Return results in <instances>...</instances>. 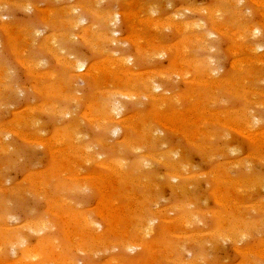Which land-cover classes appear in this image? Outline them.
Returning a JSON list of instances; mask_svg holds the SVG:
<instances>
[{"label": "rangeland", "instance_id": "1", "mask_svg": "<svg viewBox=\"0 0 264 264\" xmlns=\"http://www.w3.org/2000/svg\"><path fill=\"white\" fill-rule=\"evenodd\" d=\"M22 1L0 0V128L4 130L2 134L0 129V137L4 142L6 141L5 144L8 142L7 144L11 148L9 153L6 152L7 154L0 148L2 151V153L0 151V168L3 167L0 169V189L2 188L0 191L4 190L2 191L3 194L0 195V226L2 225L0 227V242H2L0 243V250L3 249V252H0V262L2 264L11 262H14V264L16 262L19 264L20 262L21 264L22 261H26L27 264H33L34 262V264H52V262L53 264H60L62 260L61 264H69L74 261L73 264H76V262L77 264H152L156 261L157 264H264V145L259 146L264 142V80L261 78L264 76V0H243L238 5L237 2L235 4L234 1L230 2L229 0H171V2L170 0H130L129 6L126 3L111 6V3L106 0H100L98 3H96L97 0ZM24 2L32 3L35 7H31L32 4L26 7ZM72 5H78L79 7L87 5L85 6L87 7L86 10L82 9L80 11L85 18V22L79 28L73 26L75 21L71 22L67 19L65 20V16L51 13L52 10L63 13L64 10ZM110 6L122 12L123 17L120 19V24H117V27H120L117 28L120 29L117 30L119 33H113L114 39L118 40V42L114 43L117 46L112 45L109 40V43H103L102 45L103 48H106L103 50L106 54L101 50L96 51V48L85 41L82 30L84 27L82 25L86 27L94 26L95 30L99 31L98 35L110 33L112 31L110 26L113 24L111 23L110 25L105 20H101L93 11V9L97 12L104 11L109 9ZM221 6L225 9V12L228 10V14L227 12L226 14L217 12L216 15L222 22L226 23V26L230 23L228 29L225 27L227 31L225 28L219 29L214 21V18L216 19L214 17L216 9H221ZM176 13H180L179 17H175ZM49 17L52 19L56 17V21L58 19L61 21H55L56 23L54 21L48 22L46 20ZM157 19L161 22V26L164 27L159 25L160 22ZM232 20L234 21L231 23ZM152 21L154 22L152 23ZM157 21L158 24H154ZM180 22H183L182 26L179 25ZM188 22L189 24L194 22L195 27L194 23L189 25ZM168 23L173 24V27ZM69 24L73 27L71 28ZM96 24L98 27H95ZM198 24L204 27L203 31L207 36L206 41L203 38L202 43L204 41L209 42L204 44L196 42L195 37L200 32V28H197ZM183 26L185 30L182 29ZM4 27H9V32L6 33L3 30ZM251 27L252 29L256 27L259 30L263 29L259 32L256 29L257 33L255 30L252 32ZM23 28L28 30L31 28L37 32L34 36H31L27 32L25 33ZM247 29L250 31L247 36H250L251 43L260 47V50L248 49V46L250 47L249 44H246L248 46L242 45V42L235 40L234 34L230 33L243 32ZM70 31H74V35ZM100 31L104 32L101 33ZM68 32L71 34H67ZM254 32L259 35L257 36L258 39ZM65 33L69 36H66ZM252 35L254 36L253 39ZM8 36H11V38ZM52 36L58 37L59 48H62L59 49L58 54L60 55L57 54V57L43 43L45 40L51 39ZM190 37L191 39L192 37L194 38L190 40ZM138 42L141 44H138ZM241 45L246 49H243ZM144 46L145 48H143ZM179 46L182 47L180 48ZM13 47H18L19 50L17 48L16 51V48ZM143 51L144 53L146 52L143 54L145 57L142 54L140 57V52L143 53ZM69 53L73 56V60ZM66 56L70 58H65ZM111 56L120 61L126 58L128 64H130L128 60L130 58L133 61L131 62L133 63L131 64L132 66L124 65L121 62L118 66L124 69L128 65L124 70L129 72L133 69V73L131 71L124 78L120 75L118 76L119 78H116L111 69L113 63L109 61L112 59ZM119 56H122L123 59ZM259 57L260 59H258ZM63 58L67 60L69 58L70 61L72 60L71 62H77V60L82 59L81 61L86 62L90 68L99 67L100 72L94 80H90L87 83H82L81 81L76 83L71 79V76L75 73L71 74L66 71L68 70L64 66L66 65L64 63L66 60ZM143 58L146 59L143 60ZM106 60L107 62L109 61V64H106ZM21 61H35L36 64L33 70H29L26 68L27 63L24 65L21 64ZM58 61L63 63L60 64ZM239 61L241 62V67L242 63L244 67H242L243 71L238 74L234 64ZM250 61L251 63L248 64ZM257 62H260L262 66L260 63H258L260 65L258 66ZM193 63H195V66ZM196 67L200 68L199 71ZM211 67H217V70L219 67V70L212 72ZM246 71L252 73L247 74ZM60 72L61 74L59 75L58 73ZM65 72H69V74ZM52 73L57 74L59 77ZM253 73L254 77L251 76ZM48 74H51V79ZM65 74L66 76H64ZM81 74L83 75L85 72H80L79 75L81 76ZM60 77L61 79H58ZM232 77L240 80L237 88L238 93L233 92V89L230 90L229 87L225 88L224 91H218L217 87L214 86L215 89L214 87L213 89L216 90V93L211 90L214 80ZM248 77L250 81L247 80ZM121 78H126L125 80L127 82L131 81V83L132 79L140 82L142 79L149 80L150 78L156 79L158 83L160 82L163 88L159 92L162 93V90H164V94L169 97L167 107H161L166 117H168L166 118L167 121L161 118L160 115H155L158 108L148 98L143 97L142 100L138 97L131 98L122 95L125 92H131L133 86L122 85L123 79ZM200 80L207 82L202 87L204 88L202 90L197 84H192ZM61 83H63V86L60 85ZM55 86L58 87L56 88ZM125 86L129 87V89L125 88ZM208 86L211 87L209 88ZM198 91L201 95V102L207 101V103L204 104L202 102V104L197 99L195 92ZM140 92L143 93L145 91L139 88L136 93L139 94ZM117 93H121V95H116ZM106 94L109 96H104ZM58 95L60 96L58 97ZM210 96H215L218 100L209 101L211 100ZM119 97L122 99H119ZM174 97L176 101L178 98L180 100L178 99L176 102L173 99ZM219 98L221 100L220 103ZM113 99L121 100L125 105L123 119L126 124L124 123V127L120 128L121 131L117 127L118 130L115 128L106 130V121H104L107 114L106 107L109 108L114 105ZM222 99L225 100L222 101ZM99 104L100 106L102 105V108L104 107L103 110L100 109ZM201 104L205 105L203 109ZM52 106L56 108L53 111L50 110ZM32 110H35L33 114H31ZM61 111L63 112L60 113ZM247 111L257 117L254 120L255 122H250V120L244 119V116L240 115L242 113L245 114ZM70 113L71 115H69ZM216 113H220V119L223 121H217L212 117ZM66 114L71 117H67ZM31 117H34V119L32 118V120ZM35 121L38 122L35 123ZM143 124L146 125V128ZM112 130H116L115 132L119 133L117 134ZM240 130L241 134L239 133ZM249 132L251 135H249ZM2 135L3 137L8 135V137L6 136L3 139ZM23 135L25 138H23ZM250 138H253V140ZM151 140L153 142H150ZM37 141L40 142L37 143ZM129 141L136 144L131 146ZM142 141L144 142L143 144ZM160 142L162 143L160 144ZM41 143H44V145ZM127 143L129 146H126L128 145ZM136 145L137 148L134 149ZM2 146L5 145L2 144ZM86 147H89V155L85 153ZM125 147L129 149H125ZM150 147L153 148L151 149ZM86 155L91 156V160ZM99 155L101 157L97 159ZM162 156L164 160H162ZM143 161L145 164L147 163L148 167L144 166ZM111 163L112 167L110 166ZM114 164L118 166L119 164L125 165L123 168H125L124 173L127 175L126 180L113 177L115 176L113 167H116ZM142 165L147 169H143ZM53 173L58 175L55 176L56 174L54 175ZM108 176L110 179H108ZM173 177L175 178L173 179ZM48 181H50V185ZM65 185L69 186L71 190ZM40 186L42 190L39 188ZM77 186L78 189H75ZM46 188L47 191L43 190ZM5 190L9 194L5 193ZM10 190L14 191V195H12ZM110 197L115 202L113 207L108 205ZM3 207H5V210ZM122 207L123 210L119 211ZM12 210L15 211L13 212ZM235 210L238 212L236 213ZM118 214L125 218L122 220L120 229L122 227V231H125L126 235H131L130 240L137 238V234L133 230L138 229L140 232L137 233L140 235H143V231L146 232L147 228L144 226L145 217H147L148 221L152 218L154 219L151 224L156 228L155 233L147 239L152 241V250L140 249L141 247L129 248L131 249L130 251L123 249L125 246L124 241L126 240L118 237L114 230L117 221L120 220ZM9 215L13 220H9ZM115 215L116 219H114ZM224 215H226L225 218L223 217ZM105 216L109 218L105 219ZM87 218L90 221L92 220L94 225L102 226L100 229H103L104 235H107L105 238L108 241L107 243L112 241L113 244L121 243L119 249L118 247H114L116 250L113 249L110 245L112 243L107 244L109 246L106 245L105 248L95 244L94 239L92 241L93 237L89 235V227L85 221ZM35 219L38 222H35ZM127 219H129L128 222H126ZM40 220L42 224L39 222ZM183 220L189 224L186 223L185 225ZM239 220L249 221L253 227L258 226L257 230L254 229L256 231L247 233L241 239L237 236L229 237L228 239L226 232L231 226L236 227L240 223ZM225 222H228L230 226ZM30 223L32 225L35 223V227L37 226L38 229L32 226L33 228L30 227L29 230L25 231L27 229L25 227H29ZM44 223L46 226L50 225L48 227L45 225L41 226ZM20 225L22 227L25 226V229H22ZM131 226L134 229H131ZM5 228L9 229L6 230ZM42 228H49L52 231L42 230ZM14 229L15 232L16 229L20 230L19 233L21 232V234L19 235H25V243L29 244L24 243L26 245L24 246V237L19 239L17 237L19 236L17 235L18 232L15 235ZM30 230H33V233ZM40 230L41 232H39ZM5 231L7 233H4ZM36 233H42L43 235H35ZM44 238H50L59 242V244L63 243L60 245L63 250V253L60 252L62 257H60V261L55 260L51 254H47V252H51H49V248L47 249V245L43 243ZM56 238L58 239L56 240ZM89 238L91 241L88 240ZM13 241L16 243H12ZM20 241L22 242L20 243ZM6 242H8V246ZM17 243L18 246L22 244L24 248L18 247ZM90 243L92 245H89ZM11 244L16 246H11ZM86 246H89L90 249L85 248ZM10 247H14V249H11L16 254L11 252ZM32 247L38 249L40 247L41 252L39 251L40 249H35V251ZM109 247L115 252L113 253L111 250L109 252ZM120 247L122 250H120ZM172 247L174 250H172ZM95 248L97 255L93 251ZM31 249H33V252H31ZM77 249L79 251H77L78 254L75 252ZM87 249L90 253L86 252ZM105 250H108L105 252L106 254L103 253ZM38 251L42 256L34 258L35 253H38ZM81 251L83 252L82 254L80 253ZM124 255L128 258L123 259L126 257ZM26 258H29L28 260L31 262L29 263ZM115 260L118 263H114L113 261Z\"/></svg>", "mask_w": 264, "mask_h": 264}, {"label": "bare ground", "instance_id": "2", "mask_svg": "<svg viewBox=\"0 0 264 264\" xmlns=\"http://www.w3.org/2000/svg\"><path fill=\"white\" fill-rule=\"evenodd\" d=\"M22 1V0H21ZM100 0H97V2L96 3H98ZM107 2H109V3H111V6L113 5V6H115L116 4H117V6H118V4L119 3H126L127 5L129 4V2H130V0H106ZM230 2L231 1H234V3L236 4V2H237V5L239 4V2L240 1H243V0H229ZM256 1V0H255ZM6 2V1H5ZM23 2V1H22ZM81 2V1H80ZM170 2H171V0H170ZM83 3V2H82ZM226 3V2H225ZM233 3V4H234ZM260 3V2H259ZM22 4V3H21ZM24 4H25V6L26 7H29V6H31L30 4H32V3H27V2H24ZM87 4V3H86ZM175 4V3H174ZM178 4V3H177ZM261 4V3H260ZM259 4V5H260ZM34 4H32V6L31 7H35V6H33ZM87 5H90V4H87ZM87 5H85V6H87ZM136 5V4H135ZM258 5V4H257ZM85 6H82V7H79L78 5H72V6H70L68 9H66V10H64V12L63 13H61V12H55L54 10H52L51 11V13L53 14V13H57V14H60V15H62V16H65L66 18H65V20L67 19L68 21H71V22H73V21H75V22H73L75 25H73V26H76V27H80L81 26V24H83L84 22H85V18L81 15V13H80V11H82V9H87V7H85ZM110 6V8L109 9H105L104 11H100V12H97V11H95L93 8V11H94V13L96 14V15H98L100 18H101V20L103 19V20H105L106 21V23H109L110 25H111V23L113 24V25H111L110 26V28L112 27V31L110 32V33H108V34H100V35H98V32H97V30H95V28H94V26H89V27H86V26H84V25H82V27H84V28H82V30H83V37H84V39H85V41L90 45V46H92V47H94V48H96V51L97 50H101L102 52H103V50H105L106 48L104 47L103 48V43H109V41L112 43V45L115 43V42H118V40L116 41L115 39H114V32H116V34H118L119 33V31H117V30H120V29H117V28H120L119 26L117 27V24H120V19L123 17V13L122 12H120L119 10H115L116 8H112ZM129 6V5H128ZM151 6V5H150ZM233 6V5H232ZM193 7V6H192ZM222 7V6H221ZM148 8V7H147ZM151 8V7H150ZM182 8V7H181ZM216 8H217V6H216ZM23 9V8H22ZM155 9V8H154ZM189 9H192V8H189ZM227 9V8H226ZM24 10V9H23ZM90 10H91V8H90ZM145 10H147V9H145ZM151 10V9H150ZM206 10V9H205ZM26 11V10H25ZM202 11V10H201ZM200 11V12H201ZM213 13H214V11L213 10H211ZM27 12V11H26ZM146 12V11H145ZM156 12V11H155ZM157 12H158V10H157ZM217 12H222V13H224V14H226V12H227V14H228V10L225 12V9H223V7L221 8V9H216V12H215V16L214 17H216V19L214 18V21H215V24H217V27L219 28V29H224L225 27L228 29V26L230 25V23H229V25L227 24V26L225 25L226 23H224V22H222L221 21V19L219 18V17H217ZM50 13V14H51ZM151 13H152V11H151ZM206 13H208V12H206ZM180 14V13H179ZM179 14L178 13H176L175 14V17H179ZM223 14V15H224ZM59 15V16H60ZM138 16H139V14H137ZM125 16V15H124ZM210 16V15H209ZM93 17H95V16H93ZM225 17V16H224ZM39 18V17H38ZM42 18V17H41ZM56 18V17H55ZM55 18H51V17H49V18H47V20L46 21H48V22H51V21H56L55 20ZM61 19H64V18H62V17H60ZM211 18V17H210ZM57 19H58V17H57ZM160 19V18H159ZM173 19H175V18H173ZM234 19V18H233ZM246 19V18H245ZM58 20H60V19H58ZM58 20L56 21V22H58ZM123 20V19H122ZM158 20V19H157ZM221 22H220V21ZM235 20V19H234ZM234 20H232L231 21V23L234 21ZM44 21H45V19H44ZM45 21V22H46ZM61 21V20H60ZM67 21V22H68ZM98 21V20H97ZM154 21H155V19H154ZM154 21H152V23L154 22ZM159 21V20H158ZM158 21L156 22V23H154V24H158ZM55 22V23H56ZM63 22V21H62ZM70 22V23H71ZM102 22V21H101ZM134 22V21H133ZM160 22V21H159ZM264 22V21H263ZM54 23V24H55ZM65 23V22H64ZM97 23V22H96ZM147 23V22H146ZM192 23H194V22H191L190 24L192 25ZM197 23V22H196ZM45 24V23H44ZM52 24V23H51ZM59 24V23H58ZM66 24V23H65ZM72 24V23H71ZM71 24H69L70 26H71ZM98 24V23H97ZM96 24V25H97ZM163 24V23H162ZM168 24H170V23H168ZM185 24V23H184ZM188 24H189V22H188ZM189 24V25H190ZM234 24V23H233ZM261 24V23H260ZM46 25H47V23H46ZM49 25V24H48ZM60 25V24H59ZM67 25H68V23H67ZM89 25H91V24H89ZM95 25V27H98V25L96 26ZM159 25L161 26V22L159 23ZM171 25V24H170ZM179 25H183V22H180L179 23ZM186 25V24H185ZM188 25V26H189ZM194 25V27H195V23L193 24ZM70 26H68L69 28H70ZM73 26H71V28L73 27ZM103 26V25H102ZM108 26V25H107ZM150 26V25H149ZM155 26V25H154ZM172 27H173V24L171 25ZM178 26V25H177ZM65 27V26H64ZM75 27V28H76ZM104 27V26H103ZM153 27V26H152ZM161 27H164V26H161ZM168 27V26H167ZM175 27V26H174ZM187 27V26H186ZM193 27V28H194ZM230 27V26H229ZM74 28V29H75ZM100 28H101V26H100ZM99 28V29H100ZM105 28V27H104ZM156 28V27H155ZM165 28H166V26H165ZM184 28V26L182 27V29ZM193 28H191V29H193ZM197 28H200V32H198V34H197V37H195L196 39V42L198 41L200 44H204V43H207V42H209V41H207V42H205L206 41V35H205V32L203 31V26L201 25V24H198V27ZM225 28V29H226ZM253 28H255V27H253ZM13 29V28H12ZM167 29V28H166ZM176 29V28H175ZM180 29V28H179ZM227 29H226V31H227ZM250 29H252V27L250 28ZM258 30V32L261 30V29H263V28H261L260 30L256 27L255 29H252L251 31L253 32L254 30H255V32H257V30ZM3 30H5L6 31V33L7 32H9V27H4V29ZM111 30V29H110ZM154 30V29H153ZM158 30V29H157ZM181 30V29H180ZM180 30H176V31H180ZM183 30H185V29H183ZM231 30V29H230ZM23 31H25V33L27 32V34H29V35H31V36H34L35 34H36V30L34 31V29H31V28H29V30L28 29H26V28H23ZM105 31V30H104ZM103 31V32H104ZM192 31V30H191ZM67 32V31H66ZM71 32V31H70ZM70 32H68L67 34H69ZM73 32V33H72ZM71 33L74 35V31H72ZM101 33H103L102 31H100ZM106 32V31H105ZM161 32V31H160ZM177 32V33H178ZM180 32H183V31H180ZM220 32H222V31H220ZM250 31H248V29L247 30H245V31H243V32H238V33H233V32H230V33H232V35L234 34V38H235V40H239L238 42H242V45H245V46H248V45H246V44H249L250 45V47L248 46V49H252V50H254V51H257V50H260L261 48L260 47H257L256 45H254V44H252L251 43V39L247 36V34L249 33ZM254 32V33H255ZM257 32V33H258ZM60 33V32H59ZM70 33V34H71ZM107 33V32H106ZM112 33V34H111ZM254 33H253V35H254ZM58 34V33H57ZM61 34V33H60ZM66 34V33H65ZM66 34V36H69V35H67ZM115 34V35H116ZM9 35V34H8ZM53 35H55V34H53ZM62 35V34H61ZM212 35V34H211ZM210 35V36H211ZM252 35V39H253V37L256 35V37L257 36H259V35H257L256 33H255V35L253 36ZM113 36V37H112ZM209 36V37H210ZM9 37V36H8ZM30 37V36H29ZM73 37V36H72ZM208 37V38H209ZM255 37V38H256ZM9 38H11V36L9 37ZM21 38H22V36H21ZM21 38H15V39H21ZM70 38V37H69ZM68 38V39H69ZM194 37H192V39H193ZM203 38H204V43H202V40H203ZM61 39V38H60ZM71 39V38H70ZM132 39V38H131ZM138 39V38H137ZM191 39V37H190V40H192ZM257 39H258V37H257ZM64 40V39H63ZM62 40V41H63ZM109 40V41H108ZM130 40V39H129ZM208 40V39H207ZM33 41V40H32ZM65 41V40H64ZM68 41V40H67ZM72 41V40H71ZM12 42V41H11ZM27 42V41H26ZM69 42H70V40H69ZM89 42H91V43H89ZM13 43V42H12ZM28 43V42H27ZM43 43H45L46 45H47V47L49 48V50H51L52 51V53L54 52L56 55V57L58 56V55H60V54H58L59 53V49H62L61 47L59 48V40H58V37H51V39H49V40H45V42H43ZM110 43V44H111ZM140 42H138V44H139ZM17 44V43H16ZM109 44V45H110ZM118 44V43H117ZM141 44V43H140ZM256 44V43H255ZM258 44V43H257ZM14 45H15V42H14ZM108 45V44H107ZM115 46H117L116 44H114ZM241 45V46H242ZM259 46V45H258ZM42 47H44L43 45H42ZM119 47V46H118ZM168 47V46H167ZM166 47V48H167ZM180 48L182 47V46H179ZM194 47H196V46H194ZM200 47V46H199ZM201 47H202V45H201ZM243 47V46H242ZM13 48H16V47H13ZM12 48V49H13ZM18 48V47H17ZM17 48H16V51H17ZM45 48V47H44ZM143 48H145V46L143 47ZM164 48V47H163ZM168 48H170V47H168ZM185 48H186V45H185ZM184 48V49H185ZM238 48V47H237ZM241 48V47H240ZM26 49V48H25ZM243 49H246V48H244L243 47ZM242 49V50H243ZM14 50V49H13ZM18 50H19V48H18ZM46 50V49H45ZM95 50V49H94ZM93 50V51H94ZM108 50H110L109 48H108ZM112 50V49H111ZM121 50V49H120ZM142 50H144V49H142ZM181 50V49H180ZM210 50V49H209ZM208 50V51H209ZM232 50V49H231ZM236 50V49H235ZM238 50V49H237ZM43 51V50H42ZM62 51V50H61ZM164 51V50H163ZM186 51H187V49H186ZM15 52V51H14ZM24 52V51H23ZM22 52V53H23ZM50 52V51H49ZM62 52H64V51H62ZM99 52V51H98ZM105 52V51H104ZM103 52V53H104ZM233 52H236V51H233ZM238 52V51H237ZM244 52H246V51H244ZM51 53V52H50ZM49 53V54H50ZM102 53V54H103ZM106 53V52H105ZM120 53V52H119ZM146 53V52H145ZM144 53V51H143V53L142 52H140V57H141V54H142V56H144L145 57V55H143V54H145ZM167 53H169V51H167ZM181 53V52H180ZM249 53V52H248ZM253 53V52H252ZM58 54V55H57ZM62 54V53H61ZM70 54V53H69ZM68 54V55H69ZM97 54V53H96ZM101 54V55H102ZM107 54V53H106ZM164 54V53H163ZM181 54H183V53H181ZM235 54V53H234ZM233 54V55H234ZM53 55V54H52ZM64 55H66V54H64ZM99 55V54H98ZM18 56V55H17ZM54 56V55H53ZM70 56L72 57L71 59L73 60V56L70 54ZM107 56V55H106ZM183 56V55H182ZM251 56H252V54H251ZM264 56V55H263ZM67 57H69V56H66L65 58H67ZM79 57H82V56H79ZM105 57V56H104ZM108 57V56H107ZM106 57V58H107ZM112 57V56H111ZM119 57H121L122 58V56H119ZM124 57H127V56H124ZM129 57V56H128ZM127 57V58H128ZM131 57V56H130ZM156 57V56H155ZM253 57V56H252ZM262 57V56H261ZM70 58V57H69ZM69 58H68V60H69ZM76 58V57H75ZM78 58V57H77ZM76 58V59H77ZM82 58H84V57H82ZM108 58H110V57H108ZM134 58V57H133ZM263 58V57H262ZM58 59V58H57ZM64 59V58H63ZM79 59V58H78ZM81 59V58H80ZM85 59V58H84ZM83 59V60H84ZM123 59V58H122ZM125 60H122V61H120V60H118V59H116V58H114V56L112 57V59L111 60H109L110 62H112V63H110V64H112V67H111V69H112V71H113V74L115 75V77L116 78H119L118 76L120 75V76H123V78H124V76L126 77V76H128L127 74H129V72L131 73V71L133 70H131V71H127V70H124L125 68H127V66L129 65V66H132L131 64H133V63H131V62H133L130 58L128 59L129 60V62H130V64H128V61L126 60V58H124ZM140 59V58H139ZM146 58H143V60H145ZM152 59V58H151ZM159 59V58H158ZM255 59V58H254ZM258 59H260V57L258 58ZM56 60V59H55ZM60 60V59H59ZM64 60H66V62L64 61V63H66V65H64V66H66V68L68 69V70H66V71H69L71 74H74L73 76H71V79H72V81H75L76 83H79L80 81L82 82V83H87V82H89L90 80H94L95 79V77H97V75L99 74V72H100V68L98 67V68H90L89 66H88V64L86 63V62H84V61H81V60H77V62H71L70 60L68 61L67 59H64ZM134 60H136L135 58H134ZM212 60V59H211ZM23 61V60H22ZM21 61V62H22ZM108 61V62H109ZM137 61V60H136ZM140 61V60H139ZM254 61V60H253ZM255 61H257L256 59H255ZM56 62H57V60H56ZM106 62V64L108 63L107 62V60L105 61ZM120 62L121 63H123L124 65H126V64H128L124 69H121L122 67H119L118 65L120 64ZM234 62V61H233ZM262 62V61H261ZM25 63H27L26 65V68H28L29 70H33L34 69V67H35V64H36V62L35 61H26V62H22L21 64H24L25 65ZM58 63H60L59 61H58ZM57 63V64H58ZM63 62L61 61V63L60 64H62ZM138 63H141V62H138ZM216 63H217V61H216ZM249 63H251V61L250 62H248V64ZM254 63V62H253ZM258 63H260V62H257V64ZM109 64V63H108ZM137 64V63H136ZM198 64V63H197ZM211 64V63H210ZM245 64V63H244ZM247 64V63H246ZM96 65V64H95ZM94 65V66H95ZM193 65L195 66V63H193ZM260 65H261V63H260ZM259 64H258V66H260ZM23 66V65H22ZM39 66V65H38ZM60 66V65H59ZM93 66V67H94ZM120 66H122V65H120ZM199 66V65H198ZM232 66V65H231ZM254 66V65H253ZM262 66V65H261ZM119 67V68H118ZM242 67H244L243 66V63H242ZM241 67V62L239 61V62H237V63H235L234 64V68H235V70L237 71V73L239 74V73H241V71H243V68ZM246 67V66H245ZM249 67V66H248ZM133 68V67H132ZM135 68V67H134ZM197 68V70L199 71V67H196ZM212 68V72H215V71H218L219 70V67H218V70L216 69V68H213V67H211ZM27 69V70H28ZM37 69V68H36ZM214 69V70H213ZM246 69V68H245ZM5 70V69H4ZM78 71H80V72H85V74H81V76L79 75L80 74V72H78ZM251 71H253V70H251ZM255 71V70H254ZM69 72H65V73H68L69 74ZM128 72V73H127ZM152 72V71H151ZM257 72V71H256ZM55 73V72H54ZM79 73V74H78ZM132 73H133V71H132ZM138 73V72H137ZM142 73V72H141ZM160 73V72H159ZM173 73V72H172ZM176 73H177V71H176ZM181 73V72H180ZM209 73V72H208ZM246 73L247 74H249V73H252V72H250V71H246ZM53 74V73H52ZM59 75L61 74V72L60 73H58ZM63 74V73H62ZM67 74V75H68ZM78 74V75H77ZM135 74V73H134ZM164 74H166V73H164ZM182 74V73H181ZM214 74V73H213ZM238 74H236V76H238ZM49 75V74H48ZM47 75V76H48ZM53 75H55V74H53ZM159 75V74H158ZM211 75V74H210ZM254 75V73L251 75V76H253ZM1 76H3L2 74H1ZM45 76V75H44ZM46 76V77H47ZM56 77L58 76L57 74L55 75ZM64 76H66V74L64 75ZM63 76V77H64ZM130 76H132V75H130ZM153 76V75H152ZM183 76H184V74H183ZM187 76V75H186ZM213 76V75H212ZM235 76V75H234ZM49 77H50V79H51V74L49 75ZM59 77V76H58ZM179 77H180V75H179ZM214 77V76H213ZM254 77V76H253ZM264 77V76H263ZM263 77H261L263 80H264V78ZM8 78V77H7ZM123 78H121V79H123ZM166 78V77H165ZM164 78V79H165ZM181 78H182V76H181ZM204 78V77H203ZM202 78V79H203ZM209 78V77H208ZM259 78V77H258ZM9 79V78H8ZM58 79H61V77L60 78H58ZM64 79V78H63ZM126 79V78H125ZM125 79H123V84L122 85H125V84H128V86H130L131 87V85L133 86V88H132V91L129 93H127V92H125V93H123V92H121V93H123L122 95H126L127 97H131V98H133V97H138L139 99H142L143 97H146V98H148L149 100H151L153 103H154V105L158 108V110H157V112H155V115H160V117L161 118H163V119H165V121H167V119L166 118H168V117H166V115H165V113H164V111H163V108L164 107H167V105H168V103H169V97L168 96H166L165 94H164V90H162V93H160L161 91V89L163 88V87H161V83L159 82H157L156 81V79H153V78H150L149 80H141L140 82H136V81H134V79H132V83H131V81H129V82H127ZM163 79V80H164ZM206 79V78H205ZM243 79V78H242ZM254 79V78H253ZM64 80H66V79H64ZM97 80V79H96ZM167 80V79H166ZM208 80V79H207ZM210 80V79H209ZM247 80L248 81H250L249 80V77L247 78ZM257 80V79H256ZM259 81H262L261 79H258ZM5 81V80H4ZM60 81H62V80H60ZM67 81V80H66ZM169 81V80H168ZM174 81V80H173ZM245 81H246V79H245ZM2 82V81H1ZM75 82H73V83H75ZM121 82V81H120ZM170 82V81H169ZM91 83V82H90ZM89 83V84H90ZM92 83H93V81H92ZM243 83V82H242ZM241 83V84H242ZM245 83V82H244ZM63 83H61L60 85H62ZM108 84H109V82H108ZM192 84H197V86L198 87H200L201 88V90L202 89H204V88H202L203 86H205V84H207V82L205 83L204 81H197V82H193ZM208 84H210V83H208ZM239 84H240V80L238 79V78H235V77H232V78H227V79H218L217 81H215L214 80V83L210 86L212 89L211 90H213V91H215V93H216V90H214L215 89V87L214 86H216L217 87V90L218 91H224V89L225 88H227V87H229V89L230 90H232L233 89V92H235V93H238V90H237V88H238V86H239ZM72 85H74V84H72ZM106 85V84H105ZM245 85H246V83H245ZM63 86V85H62ZM162 86H163V84H162ZM56 87V86H55ZM55 87H54V89H55ZM58 87V86H57ZM56 87V88H57ZM207 87V86H206ZM209 87V86H208ZM209 87V88H210ZM213 87H214V89H213ZM247 87V86H246ZM62 88V87H61ZM125 88H127V86H125ZM139 88H141V89H143V91H145V92H140L139 94H137L136 92H137V90L139 89ZM248 88V87H247ZM52 89V88H51ZM127 89H129V87L127 88ZM256 89V88H255ZM254 89V90H255ZM11 90H12V88H11ZM195 90V89H194ZM210 90V91H211ZM228 90V89H227ZM1 91V90H0ZM136 91V92H135ZM160 91V92H159ZM207 91V90H206ZM209 91V92H210ZM257 91V90H256ZM46 92V91H45ZM56 92V91H55ZM54 92V93H55ZM120 92V91H119ZM139 92V91H138ZM208 92V93H209ZM121 93H117L116 95H118V94H120L121 95ZM168 93V92H167ZM207 93V94H208ZM247 93V92H246ZM253 93V92H252ZM45 95H46V93H44ZM43 94V95H44ZM105 94V93H104ZM195 94H196V96H197V99L201 102V99H200V92L198 91V92H195ZM195 94H194V98H195ZM56 95V94H55ZM54 95V96H55ZM216 95V94H215ZM247 95V94H246ZM245 95V96H246ZM252 95V94H251ZM255 95V94H254ZM60 95H58V97H59ZM62 96V95H61ZM104 96H109L108 94H106V95H104ZM208 96V95H207ZM253 96V95H252ZM57 97V98H58ZM113 97V96H112ZM122 97V96H121ZM121 97H119V99L121 98ZM211 97V100H209V101H217L218 100V98L217 97H215V96H210ZM242 97V96H241ZM51 98V97H50ZM55 98V97H54ZM99 98V97H98ZM79 99H81V98H79ZM122 99V98H121ZM127 99H129V98H127ZM174 100H175V97L173 98ZM179 99V98H178ZM178 99H177V101H178ZM107 100H108V98H107ZM112 100V99H111ZM114 100V99H113ZM143 100V99H142ZM180 100V99H179ZM225 99H222V101H224ZM246 100V99H245ZM176 101V100H175ZM176 101V102H177ZM208 101V102H209ZM220 98H219V103H220ZM112 102V101H111ZM175 102V103H176ZM203 102V101H202ZM201 102V103H202ZM204 104L205 103H207V101L206 102H203ZM202 103V104H203ZM225 103V102H224ZM113 104L114 105H111L109 108L108 107H106V120H104V121H106V130L108 129H110V128H115L116 130H118L117 128H123L124 127V123L126 122L123 118H124V112H123V110H125V108H124V104H123V101H121V100H114V102H113ZM200 104V103H199ZM201 104V108L203 109V107H205V105L203 106ZM246 104H248V103H246ZM47 105H49L48 103H47ZM46 105V106H47ZM132 105V104H131ZM261 105V104H260ZM99 107H100V109L101 110H103L104 109V107L102 108V105L100 106V104L98 105ZM104 106V105H103ZM135 106V105H134ZM200 106V105H199ZM211 106V105H210ZM43 107V106H42ZM77 107V106H76ZM136 107V106H135ZM161 107H163V108H161ZM43 108H45V107H43ZM73 108V107H72ZM161 108V109H160ZM176 108V107H175ZM25 109V108H24ZM32 109V108H31ZM56 108L55 107H51L50 108V110H55ZM127 109V108H126ZM45 110V109H44ZM247 110H249V109H247ZM33 111L35 112V110H32V113L31 114H33ZM68 111H69V109H68ZM250 111V110H249ZM249 111H247L245 114L244 113H242V114H240V115H242V116H244V119H247V120H250V122H255L254 120L257 118L256 116H254V115H251L250 113H249ZM31 112V111H30ZM59 112V111H58ZM63 111H61L60 113H62ZM66 112H67V110H66ZM69 112H71V111H69ZM159 112V113H158ZM196 113H197V111H195ZM230 112V111H229ZM251 112H253V110H251ZM232 113V112H231ZM230 113V114H231ZM241 113V112H240ZM68 114V113H67ZM66 114V115H67ZM87 114V113H86ZM186 114V113H185ZM188 114V113H187ZM220 114V113H219ZM218 113H216V114H213V118L214 119H216L217 121L218 120H221V121H223L222 119H220V115H219ZM225 114V113H224ZM21 116H22V114H20ZM52 116H53V114H51ZM69 115H71V113L69 114ZM69 115H67V117L69 116ZM137 115V114H136ZM184 115V114H183ZM228 115V114H227ZM33 116V115H32ZM64 116V115H63ZM140 116V115H139ZM225 116H226V114H225ZM26 117V116H25ZM28 117V116H27ZM69 117H71V116H69ZM85 117V116H84ZM135 117V116H134ZM165 117V118H164ZM188 117V116H187ZM233 117V116H232ZM34 119V117H31V119ZM62 118H66V117H62ZM118 118V119H117ZM121 118V119H120ZM138 118V117H137ZM176 118V117H175ZM227 118V117H226ZM30 119V120H31ZM32 119V120H33ZM88 119V118H87ZM92 119V118H91ZM115 119H117V120H115ZM120 119V120H119ZM131 119H134V118H131ZM163 119H161V120H163ZM228 119V118H227ZM226 119V120H227ZM243 119V120H244ZM59 120V119H58ZM178 120V119H177ZM224 120H225V118H224ZM22 121V120H21ZM99 121V120H98ZM117 123H116V122ZM130 121V120H129ZM150 121V120H149ZM15 122H17V121H15ZM38 121H35V123H37ZM74 122V121H73ZM204 122V121H203ZM210 122V121H209ZM237 122V121H236ZM23 123V122H22ZM247 123V122H246ZM245 123V124H246ZM69 124H71V123H69ZM126 124V123H125ZM146 125H147V123H145ZM162 124V123H161ZM197 124V123H196ZM224 124V123H223ZM222 124V125H223ZM226 124V123H225ZM230 124H231V122H230ZM244 124V125H245ZM249 124V123H248ZM252 124V123H251ZM250 124V125H251ZM36 125V124H35ZM94 125V124H93ZM146 125H144L143 124V126L146 128ZM179 125V124H178ZM192 125V124H191ZM228 125V124H227ZM226 125V126H227ZM257 125V124H256ZM119 126V127H118ZM140 126V125H139ZM148 126V125H147ZM19 127V126H18ZM97 127V126H96ZM95 127V128H96ZM101 127V126H100ZM117 127V128H116ZM132 127V126H131ZM165 127V126H164ZM169 127V126H168ZM200 127V126H199ZM204 127V126H203ZM245 127V126H244ZM140 128V127H139ZM233 128V127H232ZM1 129V128H0ZM121 129L119 130V131H121ZM138 129V128H137ZM201 129V128H200ZM234 129V128H233ZM253 129V128H252ZM116 130H112V131H116ZM140 130V129H139ZM239 130V129H238ZM249 130H250V128H249ZM1 131H2V134L4 133L3 131V129H1ZM155 131V130H154ZM153 131V132H154ZM160 131V130H159ZM243 131V130H242ZM246 131V130H245ZM248 131V130H247ZM252 131V130H251ZM254 131V130H253ZM109 132H111V131H109ZM148 132V131H147ZM152 132V133H153ZM157 132H158V130H157ZM244 132V131H243ZM264 132V131H263ZM6 133V132H5ZM18 133H20V132H18ZM112 133V132H111ZM115 133H117V132H115ZM119 133V132H118ZM117 133V134H118ZM155 133V132H154ZM240 134H241V130H240V132H239ZM250 133V132H249ZM13 134V133H12ZM15 134H16V132H15ZM114 134V133H113ZM229 134V133H228ZM264 134V133H263ZM155 135V134H154ZM196 135V134H195ZM211 135H212V133H211ZM214 135V134H213ZM227 135V134H226ZM249 135H251V133L249 134ZM248 135V136H249ZM8 137V135H5V137ZM61 136V135H60ZM115 136V135H114ZM199 136H201V135H199ZM245 136V135H244ZM247 136V137H248ZM253 136V135H252ZM251 136V137H252ZM2 137H3V135H2ZM5 137H3V139L5 138ZM32 137V136H31ZM198 137V136H197ZM207 137V136H206ZM1 138V137H0ZM23 138H25L24 137V135H23ZM151 138H153L152 136H151ZM191 138H192V136H191ZM200 138V137H199ZM254 138V137H253ZM253 138L251 139V140H253ZM154 139V138H153ZM152 139V140H153ZM249 139V140H250ZM258 139V138H257ZM263 139H264V137H263ZM29 140V139H28ZM36 140V139H35ZM143 140V139H142ZM148 140V139H147ZM150 140V139H149ZM150 141V142H153V141ZM160 140V139H159ZM158 140V141H159ZM194 140V139H193ZM3 140H2V138H1V142H2ZM30 141V140H29ZM75 141V140H74ZM211 141V140H210ZM256 141V140H255ZM0 142V148H2L3 149V151H5V153L7 152V153H9L10 152V145L9 144H5V142L3 141V143H1ZM38 142H40V141H37V143ZM44 142V141H43ZM57 142V141H56ZM56 142H54V144H56ZM192 142V141H191ZM194 142V141H193ZM45 143V142H44ZM44 143H41V144H43L44 145ZM144 142L142 141V144H143ZM162 142H160V144H161ZM2 144H4L5 146H2ZM33 144V143H32ZM58 144V143H57ZM128 144V143H127ZM129 144L131 145V146H133V145H135L136 143H134L133 144V142L131 141H129ZM129 144L128 145H126V146H129ZM145 145H146V143H145ZM147 145H149V144H147ZM162 145H164V144H162ZM262 145H264V142L263 143H261V145H259V146H262ZM140 146V145H139ZM149 146H152V145H149ZM148 146V147H149ZM13 147V146H12ZM124 147V146H123ZM142 147V146H141ZM199 147V146H198ZM89 148V147H88ZM88 148L86 147L85 148V153H87L88 155H89V150H88ZM128 147H125V149H127ZM137 148V145H136V147L134 148V149H136ZM151 148V147H150ZM153 148V147H152ZM151 148V149H152ZM261 148V147H260ZM116 149V148H115ZM129 149V148H128ZM140 149H142V148H140ZM117 150V149H116ZM122 150H124V149H122ZM133 150V149H132ZM139 150V149H138ZM137 150V151H138ZM1 151V150H0ZM135 151V150H134ZM20 152V151H19ZM22 152V151H21ZM116 152V151H115ZM119 152H121L120 150H119ZM128 152V151H127ZM136 152V151H135ZM206 152V151H205ZM1 153H2V151H1ZM6 153V154H7ZM51 153V152H50ZM85 153H84V155H85ZM122 153H123V151H122ZM223 153H224V151H223ZM228 153V152H227ZM178 154V153H177ZM221 154V153H220ZM225 154V153H224ZM229 154V153H228ZM5 155V154H4ZM88 155H86L87 157H89ZM90 155H91V153H90ZM227 155V154H226ZM263 155V154H262ZM55 156H57L56 154H55ZM68 156V155H67ZM86 156H85V158H86ZM153 156H155V155H153ZM164 156H165V154H164ZM218 156V155H217ZM216 156V157H217ZM91 157V156H90ZM90 157H89V159H90ZM98 157H101V155H99V156H97V159H98ZM125 157V156H124ZM144 157V156H143ZM152 157V156H151ZM159 158H160V156H158ZM157 157V158H158ZM208 157V156H207ZM8 158V157H7ZM104 158V157H103ZM146 158V157H145ZM148 158V157H147ZM84 159V158H83ZM96 159V160H97ZM148 159H150V158H148ZM155 159V158H154ZM161 159V158H160ZM91 160V159H90ZM89 160V161H90ZM162 160H164L163 159V156H162ZM73 162V161H72ZM97 162V161H96ZM119 162V161H118ZM125 163V162H124ZM143 163H144V166H147L146 164H145V162L143 161ZM86 164V163H85ZM235 164V163H234ZM99 165V164H98ZM101 165V164H100ZM112 165V163L110 164V166ZM116 167H113V169H114V172H115V176H113L115 179L117 178V177H119L120 179H123V180H126L127 179V175H126V173H124V169L125 168H123V166H125L124 164H119V166L117 165V164H114ZM122 165V166H121ZM141 165V164H140ZM175 165H176V163H175ZM70 166V165H69ZM103 166V165H102ZM113 166V165H112ZM111 166V167H112ZM174 166V165H173ZM7 167V166H6ZM130 167V166H129ZM140 167V166H139ZM142 167H143V165H142ZM148 167V166H147ZM185 167V166H184ZM3 168V167H2ZM2 168H0V169H2ZM59 168V167H58ZM75 168V167H74ZM107 168H108V166H107ZM109 169H111L110 167H109ZM138 169V168H137ZM141 170H142V168H140ZM143 169H145L144 167H143ZM147 169V168H146ZM145 169V170H146ZM222 169V168H221ZM54 170H55V168H54ZM106 170V169H105ZM136 170V169H135ZM139 170V169H138ZM185 170V169H184ZM220 170V169H219ZM110 171V170H109ZM137 171V170H136ZM139 172H141V171H139ZM225 172V171H224ZM112 173V172H111ZM138 173V172H137ZM218 173H220V172H218ZM54 174V173H53ZM56 174V173H55ZM54 174V175H55ZM79 174V173H78ZM50 175V174H49ZM58 174H56L55 176H57ZM174 175H176V174H174ZM54 176V177H55ZM182 176V175H181ZM87 177H89V176H87ZM92 177V176H91ZM180 177V176H179ZM184 177V176H183ZM198 177V176H197ZM68 178H70V177H68ZM105 178H106V176H105ZM175 177H173V179H174ZM177 178V177H176ZM108 179H110V177L108 176ZM129 179V178H128ZM143 179V178H142ZM150 180V179H149ZM57 181V180H56ZM114 181V180H113ZM129 181V180H128ZM4 182V181H3ZM38 182V181H37ZM49 182V185L51 184L50 183V181H48ZM52 182V181H51ZM65 182V181H64ZM84 182V181H83ZM232 182V181H231ZM1 183H2V181H1ZM41 183V182H40ZM109 183V182H108ZM111 183V182H110ZM233 183V182H232ZM56 184V183H55ZM58 184V183H57ZM60 184V183H59ZM64 184V183H63ZM63 184H62V186H63ZM85 184V183H84ZM113 184H115V183H113ZM118 184V183H117ZM260 184V183H259ZM61 185V184H60ZM76 185H78V184H76ZM83 185V184H82ZM81 185V186H82ZM57 186V185H56ZM66 186V185H65ZM84 186V185H83ZM82 186V187H83ZM114 186V185H113ZM133 186V185H132ZM3 187V186H2ZM47 187H48V185H47ZM66 187H69V186H66ZM98 187V186H97ZM117 187V186H116ZM39 188H41V186L39 187ZM56 188V187H55ZM63 188V187H62ZM62 188H61V190H62ZM70 188V187H69ZM74 188V187H73ZM78 189V186L77 187H75V189ZM241 188V187H240ZM251 188V187H250ZM2 189V188H1ZM0 189V190H1ZM253 189V188H252ZM251 189V190H252ZM16 190V189H15ZM41 190H42V188H41ZM41 190H40V192H41ZM43 190H45V191H47V188L46 189H43ZM66 190V189H65ZM70 190H71V188H70ZM2 191H4V190H2ZM2 191H0V195H2L3 194V192ZM11 192H12V195H14V191L13 190H10ZM17 191H18V189H17ZM240 191V190H239ZM5 193H8L7 192V190H5ZM16 193V192H15ZM220 193V192H219ZM9 194V193H8ZM7 195V194H6ZM39 195H40V193H39ZM49 195V194H48ZM106 195V194H105ZM245 196V195H244ZM50 197V196H49ZM133 197V196H132ZM149 197V196H148ZM134 198V197H133ZM66 201V200H65ZM152 201V200H151ZM207 202V201H206ZM239 202H241V201H239ZM113 203H115L114 202V199L112 198V197H110V200H109V202H108V205L110 206H115ZM65 205V204H64ZM66 206V205H65ZM9 207V206H8ZM72 207H74V206H72ZM76 207V206H75ZM111 207V208H112ZM124 207V206H123ZM123 207L121 208V209H119V211H121V210H123ZM66 208V207H65ZM70 208V207H69ZM114 208H116V207H114ZM118 208V207H117ZM133 208H134V206H133ZM175 208V207H174ZM184 208V207H183ZM234 208V207H233ZM3 209L5 210V207H3ZM53 209V208H52ZM235 209V208H234ZM10 210H11V207H10ZM66 210V209H65ZM101 210V209H100ZM116 210V209H115ZM2 211V210H1ZM13 212L15 211V210H12ZM111 211V210H110ZM236 211V210H235ZM117 212V211H116ZM238 211H236V213H237ZM241 211H240V209H239V213H240ZM119 213V212H118ZM157 213V212H156ZM234 213V212H233ZM8 214H9V212H8ZM7 214V215H8ZM15 215H17L16 213H14ZM14 214H12V215H14ZM120 214V213H119ZM118 214V215H119ZM122 214V213H121ZM7 215H6V217H7ZM124 215V214H123ZM196 215V214H195ZM67 216V215H66ZM70 216V215H69ZM89 216V215H88ZM88 216H86V217H88ZM127 216V215H126ZM221 216V215H220ZM225 216L226 215H224L223 217L225 218ZM240 216H241V214H240ZM8 217H10V215L8 216ZM14 217V216H13ZM64 217V216H63ZM92 217V216H91ZM237 217V216H236ZM239 217V216H238ZM4 218V217H3ZM12 217H10V219L9 220H13V219H11ZM106 218H109V217H107V216H105V219ZM220 218V217H219ZM227 218H229V217H227ZM244 218V217H243ZM5 219H7V218H5ZM4 219V220H5ZM51 219V218H50ZM112 220H113V218H111ZM114 219H116V215H115V218ZM119 221H117V224L115 225V228H114V230H115V233L117 234V236L118 237H121V238H124V240H126V241H124V243H125V246L123 247V249L125 250V251H127L126 249H128L129 251L131 250V249H129V248H138V247H141L140 249H151L152 248V241H149V240H147L148 238H150V237H152L153 235H154V233H155V227L153 226V224H151L153 221H154V219L152 218L150 221H148L147 220V217H145V224H144V226H146V228H147V230H146V232L145 231H143V235H140V234H138L140 231L137 229V230H133L136 234H137V238L135 239H132V240H130V237H131V235H129V234H127L126 235V233H125V231L123 232L122 231V227H121V229H120V225H121V223L123 222L122 220L123 219H125L124 217H122L121 215H119ZM134 219V218H133ZM142 219V218H141ZM149 219V218H148ZM191 219V218H190ZM19 220V219H18ZM34 220V219H33ZM45 220V219H44ZM68 220V219H67ZM66 220V221H67ZM80 220V219H79ZM83 220V219H82ZM163 220V219H162ZM165 220V219H164ZM248 220V219H247ZM5 221H7V220H5ZM37 220L35 219V222H36ZM86 223H87V226L89 227V231H90V233H89V235H91L93 238H92V241H93V239H94V243L95 244H98V246L99 247H102V248H105L106 247V245L107 244H110V243H112V244H110L112 247H113V249H115L114 247H118V249H119V246H121V243H114L113 244V241L112 242H110V243H107L108 241L105 239L106 238V236L107 235H104V231H103V229H100L102 226H100V225H98V226H100L99 228H98V226H96V224L94 225L93 224V221L91 220L90 221V219L89 218H87L86 220ZM129 221V219H127V221L126 222H128ZM152 221V222H151ZM156 221V220H155ZM166 221V220H165ZM185 220H183V223H185V225H186V223H188V222H184ZM226 221V220H225ZM240 221V223H238V225L236 226V227H230L229 229H228V231L226 232V236L228 237V239H229V237H235V236H237L238 238H242V237H244V236H246L247 235V233L249 234V233H251L252 231H256L257 229V227H253V225L252 224H250L249 223V221L248 222H245L246 220H239ZM242 221V222H241ZM38 222V221H37ZM39 222H41V220L39 221ZM116 222V221H115ZM169 222H170V220H169ZM223 222V221H222ZM229 223H231L230 221H228ZM228 222H225V223H227V225L228 226H230V224L228 223ZM243 222H245L244 224H243ZM9 223V222H8ZM33 223V222H32ZM32 223H30L31 224V226H30V224H29V227H27L28 226V223H27V226L25 227V226H21L20 225V227L22 228V229H25V228H27V229H25V231L26 230H29V228L30 227H32V226H34V228H37V226L35 227V223H34V225H32ZM130 223V222H129ZM224 223V224H225ZM233 223V222H232ZM38 224H40V223H38ZM37 224V225H38ZM41 224H42V222H41ZM48 224V223H47ZM67 224V223H66ZM114 224V223H113ZM182 224V223H181ZM189 224V223H188ZM242 224H243V226H242ZM4 225V224H3ZM10 225V224H9ZM24 225H26V224H24ZM46 226V224L44 223L43 225H41V226ZM50 225V224H49ZM49 225H47L46 227H48ZM79 225H81V224H79ZM125 225V224H124ZM133 225V224H132ZM2 226V225H1ZM0 226V227H1ZM19 226V225H18ZM39 226V225H38ZM224 226H226V225H224ZM227 226V227H228ZM242 226V227H241ZM4 227V226H3ZM6 227H8V226H6ZM25 227V228H24ZM57 227H58V225H57ZM113 227V226H112ZM132 227V226H131ZM182 227V226H181ZM185 227V226H184ZM13 228H15V227H13ZM33 228V227H32ZM31 228V229H32ZM50 228H51V226H50ZM129 228V227H128ZM127 228V230L128 231H130L131 232V230H129ZM6 229V228H5ZM7 229H9V228H7ZM6 229V230H7ZM11 229H12V227H11ZM21 229V230H22ZM38 229V228H37ZM45 229V228H44ZM43 228H42V230H44ZM66 229V228H65ZM113 229V228H112ZM131 229H134V227H132ZM165 229V228H164ZM169 229V228H168ZM171 229V228H170ZM254 229H256V230H254ZM34 230H36V229H34ZM45 230H49V228L48 229H45ZM126 230V231H127ZM157 230H158V228H157ZM10 231V230H9ZM14 232H15V229L13 230ZM13 231H11V232H13ZM19 231L20 230H18V229H16V232H18V234L17 235H19V234H21V232L19 233ZM24 231V232H25ZM31 231V230H30ZM33 231V230H32ZM31 231V233H33ZM49 231H52V230H49ZM75 231V230H74ZM128 231H127V233H128ZM10 232V233H11ZM16 232L14 233L15 235H16ZM22 232H23V230H22ZM29 232V231H28ZM39 232H41V230L39 231ZM43 232V231H42ZM138 232V233H137ZM4 233H7L6 231L4 232ZM3 233V234H4ZM9 233V232H8ZM42 233H40V234H35V235H41ZM43 234H44V232H43ZM42 234V235H43ZM132 234H133V232H132ZM157 234V233H156ZM224 234H225V230H224ZM7 235V234H6ZM15 235H14V237H15ZM24 235V234H23ZM28 235V234H27ZM30 235V234H29ZM32 235V234H31ZM2 237H4V236H2ZM8 237V236H7ZM19 239L20 238H22V237H24V242H23V245H24V243H25V235L24 236H17ZM46 237V236H45ZM90 237V236H89ZM166 237V236H165ZM179 237V236H178ZM51 238V237H50ZM50 238H44V242L43 243H45V245H47V249L49 248V252H51V253H48L47 252V254H51V256L55 259V260H57V261H60L61 260V253L60 252H62L63 253V250L60 248V245L61 244H63L62 242H61V244H59V242H57V241H55V240H52V239H50ZM91 238V237H90ZM88 239V240H90L91 241V239ZM125 238H127V239H125ZM230 238V239H231ZM238 238H236V239H238ZM16 239V238H15ZM58 238H56V240H57ZM85 239H87V238H85ZM201 239V238H200ZM225 239H227V238H225ZM8 240V239H7ZM60 240V239H59ZM235 240V239H234ZM61 241V240H60ZM71 241V240H70ZM84 241V240H83ZM158 241H159V239H158ZM169 241H170V239H169ZM216 241V240H215ZM15 241H13L12 243H14ZM22 241H20V243H21ZM28 242V241H27ZM69 242V241H68ZM229 242V241H228ZM0 243H2V242H0ZM7 243V246H8V242H6ZM11 243V242H10ZM16 243V242H15ZM43 243H42V246H43ZM87 243V242H86ZM93 243V242H92ZM158 243V242H157ZM156 243V244H157ZM194 243V242H193ZM214 243V242H213ZM241 243V242H240ZM264 243V242H263ZM25 244H29V243H25ZM156 244H155V246H156ZM159 244H160V242H159ZM158 244V245H159ZM163 244V243H162ZM211 244V243H210ZM3 245V244H2ZM10 245V244H9ZM15 245V244H14ZM14 245H12L11 244V246H14ZM41 245V244H40ZM89 245H92L91 243L89 244ZM94 245V244H93ZM1 246V245H0ZM16 246V245H15ZM17 246H18V243H17ZM20 246L21 247H23L22 246V244H20ZM20 246H18V247H20ZM24 246H26V245H24ZM81 246H83V245H81ZM80 246V247H81ZM97 246V247H98ZM107 246H109V245H107ZM154 246V245H153ZM171 246V245H170ZM169 246V247H170ZM180 246H181V244H180ZM6 247V246H5ZM4 247V248H5ZM28 247H29V245H28ZM34 247V246H33ZM32 247V248H33ZM36 247V246H35ZM68 247H70L69 245H68ZM96 247V246H95ZM157 247V246H156ZM1 248V247H0ZM11 248H13L14 249V247H10V249ZM24 248V247H23ZM67 248V247H66ZM85 248H89L90 249V247L88 246H86ZM121 248V247H120ZM215 248H216V245H215ZM16 249V248H15ZM34 250L35 249H38V248H33ZM33 249H31V252H33ZM39 249H40V247H39ZM38 249V250H39ZM62 251H61V250ZM68 249V248H67ZM112 248H110L109 247V252H110V250L112 251L113 250ZM117 249V250H118ZM153 249V248H152ZM151 249V250H152ZM178 249V248H177ZM3 249H1L0 250V252L2 251ZM20 250V249H19ZM69 250V249H68ZM116 250V249H115ZM120 250H122V248L120 249ZM138 251H139V249H137ZM172 250H174L173 249V247H172ZM217 250V249H216ZM36 251V250H35ZM40 252H41V249L39 250ZM38 251V253H35L36 255L34 256V258L36 257V256H42V255H40V252ZM78 251V249L77 250H75V252H77ZM89 252L90 253V251L87 249L86 250V252ZM94 252H95V254H96V248L93 250ZM106 251H108V250H105L103 253L104 254H106L105 252ZM133 251V250H132ZM135 251H136V249H135ZM141 251V250H140ZM150 251V250H149ZM166 251V250H165ZM167 251H169V252H172V251H170V250H167ZM3 252V251H2ZM1 252V253H2ZM11 252L12 253H14V254H16V252H14L12 249H11ZM28 252V251H27ZM29 252H30V250H29ZM74 252V253H75ZM79 252V251H78ZM78 252H77V254H78ZM92 252V251H91ZM113 253L115 252V251H112ZM142 252V251H141ZM254 252V251H253ZM0 253V254H1ZM81 254L83 253L82 251L80 252ZM143 253V252H142ZM34 254V253H33ZM46 254V253H45ZM76 253H75V255H77ZM86 254V253H85ZM94 254V253H93ZM92 254V255H93ZM130 254H131V252H130ZM165 254V253H164ZM189 254V253H188ZM246 254V253H245ZM8 255H9V253H8ZM67 255V254H66ZM97 255V254H96ZM132 255V254H131ZM142 255V254H141ZM141 255H139V256H141ZM169 255V254H168ZM22 256V255H21ZM27 256V255H26ZM32 256V257H33ZM45 256H47V255H45ZM63 256V255H62ZM119 256V255H118ZM124 256H126V255H124ZM123 256V257H124ZM129 256V255H128ZM29 257H30V254H29ZM61 257V258H60ZM67 257V256H66ZM72 257V256H71ZM264 257V256H263ZM2 258V257H1ZM14 258H16V257H14ZM34 258H32L33 260H34ZM38 259H40L39 257H37ZM69 258V257H68ZM68 258H66V259H68ZM125 258H128L127 256L126 257H124L123 259H125ZM130 258V257H129ZM3 259V258H2ZM11 259V258H10ZM27 259V258H26ZM25 259V260H26ZM29 259V258H28ZM27 259V260H28ZM45 259V258H44ZM43 259V260H44ZM63 259H65V258H63ZM75 259V258H74ZM118 259H120V258H118ZM117 259V260H118ZM137 259V258H136ZM140 259V258H139ZM1 260V259H0ZM31 260V259H30ZM37 260V259H36ZM41 260V259H40ZM42 260V261H43ZM50 260H52V258H50ZM72 260V259H71ZM77 260V259H76ZM128 260V259H127ZM127 260H124V261H127ZM167 260V259H166ZM173 260V259H172ZM200 260V259H199ZM29 261V260H28ZM46 261V260H45ZM62 261V260H61ZM61 261H60V264H61ZM74 261V260H73ZM121 261H123V260H121ZM156 261V260H155ZM31 261H29V263H30ZM34 262V261H33ZM41 262V261H40ZM52 262V261H51ZM55 262V261H54ZM68 262H70V260L68 259ZM75 262V261H74ZM73 262V263H74ZM83 262H84V260H83ZM114 263L115 262H117L118 263V261H113ZM157 262V261H156ZM156 262H151L152 264H155ZM1 263V262H0ZM11 263H13L14 264V262H11ZM11 263H8V264H11ZM17 264H18V262H16ZM15 263V264H16ZM35 263V262H34ZM33 263V264H34ZM63 263V262H62ZM71 263V262H70ZM69 263V264H70ZM73 263H71V264H73ZM112 263V262H111ZM2 264V263H1ZM4 264V263H3ZM19 264H20V262H19ZM21 264H27V262L25 261H22V263ZM38 264V263H37ZM48 264H50V263H48ZM52 264H53V262H52ZM58 264V263H57ZM76 264H77V262H76ZM157 264V263H156ZM186 264V263H185Z\"/></svg>", "mask_w": 264, "mask_h": 264}]
</instances>
